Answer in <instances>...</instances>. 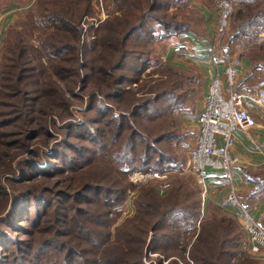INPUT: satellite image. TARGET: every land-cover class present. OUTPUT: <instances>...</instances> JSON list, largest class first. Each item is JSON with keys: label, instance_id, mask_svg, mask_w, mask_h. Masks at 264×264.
Returning a JSON list of instances; mask_svg holds the SVG:
<instances>
[{"label": "trees", "instance_id": "obj_1", "mask_svg": "<svg viewBox=\"0 0 264 264\" xmlns=\"http://www.w3.org/2000/svg\"><path fill=\"white\" fill-rule=\"evenodd\" d=\"M191 1L113 0L123 14L116 18L126 21L119 29L107 18L98 27L107 28L103 35L90 27L88 41L81 21L93 16L92 0H36L25 25L43 35L37 45L29 41L28 31L14 25L5 30L0 106L8 109L0 118V264H145L142 254L149 244L172 257L170 264H188L187 259L195 264H264L240 259L245 231L225 214L214 216L208 208L203 213L201 190L182 171V134L174 120L185 99H193L196 76L171 70L151 86V98L137 99L128 87L157 63L155 43L190 30L195 21ZM228 1L233 13L226 47L239 45V57L250 61V72L235 91L255 95L264 81V39L259 40L264 0ZM111 27L116 35L108 31ZM98 47L118 51L112 67L123 72L113 80L105 72L112 76L106 90L90 93L78 121L69 118L66 102L62 117L53 111L62 89L47 68L71 59L77 64L80 48L88 54ZM31 69L44 82L33 79L21 88ZM53 72L66 80L77 69L63 64ZM30 141L40 146L30 148ZM136 171L174 174L137 186L129 178ZM244 174L252 184L250 194L264 192V171ZM129 190L137 193L135 212L115 225L112 215Z\"/></svg>", "mask_w": 264, "mask_h": 264}, {"label": "rangeland", "instance_id": "obj_2", "mask_svg": "<svg viewBox=\"0 0 264 264\" xmlns=\"http://www.w3.org/2000/svg\"><path fill=\"white\" fill-rule=\"evenodd\" d=\"M113 0H92L94 4L93 8V16H86L84 15L83 20L81 21L82 31L84 33V38L86 40H90L93 35H90L91 29L90 27L97 29L98 27L101 28V25L105 22L108 18L112 19L111 23L113 27H118L120 29V24H124L126 21L125 19H121L118 21L116 17H120L122 12L121 10L116 9L115 5L112 4ZM36 0H0V57L2 55V50L5 47V43L3 44V36L5 30L11 25L16 26L18 29L22 31H28L27 36L30 37L29 41H31L34 45L39 43L41 39L39 31H32L28 30L25 21L27 18V14L30 10H32L35 6ZM144 6V1L142 2ZM141 5V6H142ZM191 11H193L195 21L194 24L191 25L190 30L185 33H181L177 37H171L162 42L155 43V50L154 56H157V63L155 65L149 66L142 72L140 76H138V80L136 83L130 84L128 87L135 89V98L143 99V98H151L153 96L150 93L154 83L156 80L165 79L167 75L170 74L169 71L172 72H180L183 73L185 76H196L195 80L197 81L195 86V92L192 95L193 99L187 98L186 105L183 109L177 112V121L174 120L179 125V132L182 134L180 138V142L178 145V151L184 157V162L182 165V171L190 176L192 180L195 181L197 184L194 175L188 170V163L190 159V154L194 148V143L197 134V116L202 110L203 107V100L204 94L207 87V80L205 79V72L203 71V65L207 64L206 61L210 60V63H214V58L216 57L215 53H213L212 49L209 47L212 44L211 41V34L215 25L217 23L218 17V0H192L190 2ZM233 7V5H232ZM142 9L145 8L141 7ZM140 12L134 11L131 13L130 19H134ZM233 13V10H232ZM123 15V14H122ZM232 14L230 17L229 27L226 30L222 43L220 47L223 50L229 52L230 48L227 49L226 47V38L228 35V31L231 27ZM108 26V25H107ZM109 27V26H108ZM112 28V30H108L109 32L116 33V28ZM99 35H103L102 30L107 29H99ZM122 31V30H121ZM102 32V33H101ZM189 33L190 39L187 37ZM116 35V34H115ZM264 34H262L263 36ZM96 36V35H94ZM106 37V36H105ZM95 38V37H94ZM97 38V37H96ZM261 38V37H260ZM62 39H65L62 37ZM260 40V39H259ZM80 41V40H79ZM80 42L79 45H81ZM18 45V43H16ZM91 51H88V54L84 51H78V63L76 64L73 59L67 60L66 62L60 61L59 63H52L53 67L47 68V72L50 71V79L55 81V84H59V88L62 89V97H57L54 100L53 104V111L55 112H62L61 116L63 117V102H66L67 108L70 111V119L74 121H78L81 118V110L85 107L86 101L92 91H97L99 89L106 90V85L110 81V74L107 76L105 72H111L113 74V79L120 76L123 72L117 68L112 67L115 62L118 61L119 53L118 51H102L100 47L94 49L90 48ZM230 54V52H229ZM73 57V55H71ZM204 56H208V58L204 59ZM104 58H106L104 60ZM34 62V60H33ZM67 65L71 66L75 70L77 69L76 75H71L66 80H63V77L54 76V68L60 65ZM90 66V67H89ZM33 68V67H32ZM37 69V68H36ZM36 69H31L30 73L27 74L28 78L22 80L20 87L25 88L27 86L28 81L30 80H38V82L42 83L43 77L37 76L35 74ZM33 73V75L31 74ZM101 73H103L102 76ZM100 74V75H99ZM207 74V73H206ZM134 75V74H133ZM135 77V75L133 76ZM207 77V76H206ZM62 78V79H61ZM72 80L74 81L72 83ZM145 80V81H144ZM164 83L160 84V87L163 86ZM74 93V95H73ZM81 97V98H80ZM8 109L7 106H0V118H2L4 111ZM57 116V115H56ZM55 115L52 116L53 118H57ZM60 116V113L58 117ZM179 121V122H178ZM10 128V127H8ZM17 129H15L16 131ZM12 138V137H10ZM29 147L32 148L34 145H39V141H30ZM42 148V147H39ZM23 155H29L28 152H24ZM15 157L14 160H16ZM150 172V171H146ZM136 173L140 172H133L130 175V181L134 185H141L147 182L150 179L144 181H134V176ZM168 175L174 174V172H162ZM159 179V178H154ZM159 179V180H165ZM199 186V184H197ZM166 186V185H165ZM163 186V187H165ZM163 189V188H162ZM200 189V186H199ZM163 192V191H162ZM136 192L134 190H129L128 195L124 203L118 207L117 212L112 215L114 217V224H118L123 221L126 217H131L135 212L134 206V197L136 196ZM203 203V213L205 211H209L210 214L220 217L221 214H225L226 216L230 217L233 224H235L238 228H242L240 222L236 215L233 214L232 208L229 206L227 210L222 209L219 205L216 204H206V198ZM208 208V209H207ZM207 209V210H206ZM244 236L246 239L245 244L241 247V255H239L241 260L250 261L255 259H259L264 262V254H253L248 250V242H247V234L244 232ZM191 239L192 236L189 234L185 239L186 242L188 239ZM149 242L150 241V238ZM147 239V240H148ZM148 242V243H149ZM157 245V243L155 242ZM186 252L188 251L189 245H186ZM220 248V247H219ZM185 252V253H186ZM187 254V253H186ZM211 260L215 261L218 258L214 252L210 255ZM220 256V255H219ZM172 258V257H171ZM169 257H164V255L155 252V249H152L151 245L149 244L147 249L142 254V259L145 264H170ZM236 257H232V261L236 262ZM188 264H195L190 259H187ZM217 260L216 264H219ZM222 261H220L221 263ZM186 264V263H184Z\"/></svg>", "mask_w": 264, "mask_h": 264}, {"label": "built area", "instance_id": "obj_3", "mask_svg": "<svg viewBox=\"0 0 264 264\" xmlns=\"http://www.w3.org/2000/svg\"><path fill=\"white\" fill-rule=\"evenodd\" d=\"M232 10L228 0H218L217 23L211 34L212 44L209 48L215 53V64L222 69L223 76L214 75L207 83L203 107L197 116L198 128L188 170L200 186L203 202L209 189L208 170L221 174L226 189L225 201L235 211L247 234L249 252L264 254V227L238 196V186L234 179V168L238 160L230 151L234 131L254 124L252 115L243 106V94L235 91L240 60L220 47L229 27ZM257 102L264 104V87L258 91ZM166 177V173L150 171L136 173L133 180L136 182Z\"/></svg>", "mask_w": 264, "mask_h": 264}, {"label": "crops", "instance_id": "obj_4", "mask_svg": "<svg viewBox=\"0 0 264 264\" xmlns=\"http://www.w3.org/2000/svg\"><path fill=\"white\" fill-rule=\"evenodd\" d=\"M187 37L190 35L186 33ZM260 40L264 35H260ZM190 39V37H188ZM242 48L239 45L230 47V55L238 60L236 84L250 72V61L244 57H239ZM208 56H204V59ZM203 65L205 79L207 83L210 77L214 75L223 76L222 69L214 63ZM207 73V74H206ZM207 76V77H206ZM264 87V81L258 84V91ZM257 94H243V106L252 115L254 124L237 128L234 131L231 154L237 158V164L234 168V179L238 186V196L251 210L254 217L264 227V192L259 194H250L251 181L245 176V171H264V104L257 102ZM204 97V96H203ZM209 189L206 195V204H216L222 209L227 210L229 205L225 201L226 189L222 183L221 174L208 170ZM205 201V200H204ZM235 215V211H233Z\"/></svg>", "mask_w": 264, "mask_h": 264}]
</instances>
